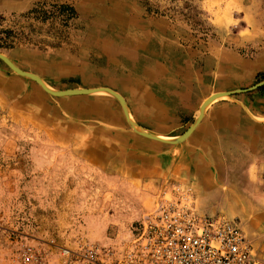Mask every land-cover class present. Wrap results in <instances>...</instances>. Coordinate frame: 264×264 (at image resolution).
Here are the masks:
<instances>
[{
    "label": "rangeland",
    "instance_id": "rangeland-1",
    "mask_svg": "<svg viewBox=\"0 0 264 264\" xmlns=\"http://www.w3.org/2000/svg\"><path fill=\"white\" fill-rule=\"evenodd\" d=\"M0 53L54 91L108 88L139 128L178 138L209 96L264 81V0H0ZM225 55L254 68L229 76L232 90H211L195 110L166 95L173 81L158 62L177 78L195 61L203 89ZM39 87L0 61V264H18L23 244L51 246L56 259L84 243L122 247L162 203L237 224L264 264V146L194 139L214 103L188 139L165 145L138 135L110 95ZM243 94L262 112L264 85ZM200 158L225 172H201Z\"/></svg>",
    "mask_w": 264,
    "mask_h": 264
},
{
    "label": "built area",
    "instance_id": "built-area-1",
    "mask_svg": "<svg viewBox=\"0 0 264 264\" xmlns=\"http://www.w3.org/2000/svg\"><path fill=\"white\" fill-rule=\"evenodd\" d=\"M46 247L21 245L17 263L262 264L237 224L199 217L178 205L163 203L137 223L132 240L122 247L84 243L59 249L58 259L52 258L51 246Z\"/></svg>",
    "mask_w": 264,
    "mask_h": 264
},
{
    "label": "crops",
    "instance_id": "crops-1",
    "mask_svg": "<svg viewBox=\"0 0 264 264\" xmlns=\"http://www.w3.org/2000/svg\"><path fill=\"white\" fill-rule=\"evenodd\" d=\"M226 58L229 61L228 67L224 69V66L220 62V59L218 60L217 67L215 68L216 71H213L214 77L211 79V82L213 84V87H205L201 88V74L200 71H198V67L195 65V61L193 60H182L181 65L178 66L176 70H180L178 72L177 78H171L168 75V70H163V65L159 64L160 70L162 74H165L167 77L173 81V87L166 90V95L170 96L171 98H175L173 101L174 104H177L179 106H182L183 108L192 107L194 110L197 109L201 99L210 93V91H224V90H232L228 88L229 76L234 75H242L248 77L251 70H254L253 67H250L249 64H232L231 65V58L227 57L229 55H225ZM221 57H224L221 56ZM168 61V58L166 56L165 58ZM205 83V82H204ZM206 84H211L210 81H206ZM152 95V97H155L152 91L147 92ZM233 95L230 100L232 101H219L217 103H214L210 109L206 112L203 121L200 124V127L195 132L194 139L200 140V142H205L206 145L210 146L212 142H221L226 143V146H221V148H226L227 151H232L234 149L241 148L243 150V146L236 147L232 145L231 143L237 142L241 144H256L258 150L263 148L264 146V107L262 108V112L258 109L255 110L254 105L256 104V97H248V94L239 93ZM243 94V95H242ZM261 99L258 100V105L261 102ZM164 103V108L166 110H169L168 103L169 100H161ZM260 101V102H259ZM159 102V101H158ZM243 106H242V105ZM257 105V107H258ZM162 106V104H161ZM244 106L247 107L248 110L251 111V113L257 118H249V114L244 112ZM176 107V105H175ZM163 108V107H162ZM261 118V119H260ZM214 135V137L212 136ZM203 140V141H202ZM194 141H192L193 143ZM198 143V142H197ZM209 143V144H208ZM195 147H204L200 144H195ZM260 147V149H259ZM248 150V148H247ZM256 150V152H258ZM195 157V154H194ZM243 157V155H242ZM254 158V154L248 153L247 156ZM200 164L204 165V161L202 159H197V161L194 163L195 167L197 166L198 169L202 168L201 172L206 171L210 173H220L222 170L225 172V170L220 169L217 163H214L215 169H206V167H201ZM205 166V165H204ZM209 166H212L209 165ZM205 168V169H204Z\"/></svg>",
    "mask_w": 264,
    "mask_h": 264
},
{
    "label": "water",
    "instance_id": "water-1",
    "mask_svg": "<svg viewBox=\"0 0 264 264\" xmlns=\"http://www.w3.org/2000/svg\"><path fill=\"white\" fill-rule=\"evenodd\" d=\"M0 61L10 70L12 71L14 74H16L17 76H20V77H23V78H29L31 79L32 81H34V83L36 82L37 84H39L41 86V88L48 94L52 95V96H59V95H63V94H68V95H89L90 93H92L93 90H90V89H82V90H68V91H60V92H57V93H52L50 92L49 90H47L45 88V86L42 84V81L36 77V76H33V75H30V74H27L25 72H22L20 69H18L17 67H15L12 62H10V60H8V58L6 56H4L3 54L0 53ZM264 85V81L261 82V83H258L257 85L253 86L252 88H249L247 90H241V91H236V93H246L248 91H251V90H254L260 86H263ZM101 90H105L107 91L111 96H113L121 105V108H122V111L123 113L125 114L126 112V106L124 104V101L122 100V98L117 95L116 93H114L113 91L109 90V89H101ZM212 99H214V96L210 97L205 103L204 105L202 106V112H201V115L203 113V109L206 107L205 105H207ZM200 115V116H201ZM199 120H200V117L199 118H196L194 120V123L190 126V128L187 129V131L185 133H183L182 136H180L178 139L174 140V144L179 142V141H182L185 137L188 136V134L191 132V130L196 126L197 123H199ZM131 125V124H130ZM132 127V126H131ZM139 135H141L142 137H146V138H149V139H152V140H158L156 137L154 136H146L144 134H141L138 132ZM167 143V142H166Z\"/></svg>",
    "mask_w": 264,
    "mask_h": 264
},
{
    "label": "bare ground",
    "instance_id": "bare-ground-1",
    "mask_svg": "<svg viewBox=\"0 0 264 264\" xmlns=\"http://www.w3.org/2000/svg\"><path fill=\"white\" fill-rule=\"evenodd\" d=\"M9 60V59H8ZM13 64V63H12ZM14 65V64H13ZM15 66V65H14ZM16 67V66H15ZM19 69V68H18ZM22 71V70H21ZM22 72H24V71H22ZM25 73H27V74H30V75H33V74H31V73H28V72H25ZM33 76H36V75H33ZM36 77H38V76H36ZM39 78V77H38ZM26 79H29V78H26ZM40 79V78H39ZM29 80H31V79H29ZM41 81H42V84L45 86V88L47 89V90H49L50 92H52V93H57V92H60V91H54L53 89H51V88H49L45 83H44V81L42 80V79H40ZM34 82V81H33ZM36 83V82H35ZM37 84V83H36ZM39 85V84H38ZM40 86V85H39ZM41 87V86H40ZM39 87V88H40ZM42 89V88H41ZM101 89H108V88H96V89H90V90H93L92 91V93H90L89 95H94V94H106V95H110L107 91H105V90H101ZM43 90V89H42ZM76 90V89H75ZM80 90H82V89H80ZM110 90V89H109ZM44 91V90H43ZM66 91H68V90H66ZM112 91V90H111ZM238 91H241V90H238ZM45 92V91H44ZM114 92V91H113ZM235 92L236 91H232V92H227V91H224V92H218V93H215V94H213V95H211V96H209L205 101H203L202 102V104H201V106H200V109H199V111L197 112V115H196V118H199L200 117V119L202 118V116L204 115V111L207 109V107H209L211 104H213V103H215V102H218V101H223V100H225V99H227L229 96H231V95H235ZM46 93V92H45ZM114 93H116V92H114ZM48 94V93H47ZM117 95H119L118 93H116ZM48 95H50V94H48ZM52 96V95H51ZM67 96H77V95H66V94H61V95H59V96H52V97H56V98H61V97H67ZM79 96H84V95H79ZM121 98H122V96L121 95H119ZM135 96V95H134ZM212 96H214V99H212L207 105H205L206 107L203 109V113H202V115H201V112H202V106L204 105V103L210 98V97H212ZM110 97H111V95H110ZM112 98H113V96H112ZM122 100H123V98H122ZM124 101V100H123ZM126 102V101H125ZM119 103V102H118ZM125 104V103H124ZM121 106V105H120ZM122 109V108H121ZM201 115V116H200ZM125 119L127 120V122L129 123V125L131 124V126H133L132 128H136L135 130L137 131V133L140 131V133L141 134H144V135H146V136H154V137H156L158 140H152V139H149V138H147V139H149V140H152V141H154V142H157V143H161V144H169V145H175V144H178V143H181V142H183V141H185L186 139H188L190 136H191V134H192V131H193V129L195 128H193L192 130H191V132L188 134V136L187 137H185L182 141H179V142H177V143H175L174 144V140H176V139H178V138H166V137H164V136H160V135H154V134H151V133H149V132H147L146 130H143V129H141L142 127H138L136 124H135V122H134V120H133V118H132V116H131V114L129 113V111L127 110V108H126V112H125ZM125 120V121H126ZM139 131H138V130ZM135 131V132H136ZM139 135V134H138ZM146 138V137H145ZM167 142V143H166Z\"/></svg>",
    "mask_w": 264,
    "mask_h": 264
}]
</instances>
